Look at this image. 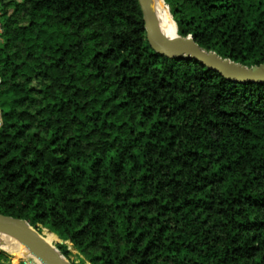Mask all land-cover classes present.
I'll return each mask as SVG.
<instances>
[{
  "label": "trees",
  "instance_id": "16d2710c",
  "mask_svg": "<svg viewBox=\"0 0 264 264\" xmlns=\"http://www.w3.org/2000/svg\"><path fill=\"white\" fill-rule=\"evenodd\" d=\"M165 1L176 34L264 63V0ZM0 8V213L90 264H264V82L160 54L140 0Z\"/></svg>",
  "mask_w": 264,
  "mask_h": 264
},
{
  "label": "water",
  "instance_id": "95a60500",
  "mask_svg": "<svg viewBox=\"0 0 264 264\" xmlns=\"http://www.w3.org/2000/svg\"><path fill=\"white\" fill-rule=\"evenodd\" d=\"M147 38L151 46L167 57H185L197 60L223 77L235 82H264V63L247 66L224 58L216 51L207 50L197 43L192 35L176 39L167 38L161 31L152 0H140ZM177 31V28H176ZM24 219L0 213V233L18 240L43 264H72L57 249L42 238ZM2 249V248H1Z\"/></svg>",
  "mask_w": 264,
  "mask_h": 264
},
{
  "label": "bare ground",
  "instance_id": "6f19581e",
  "mask_svg": "<svg viewBox=\"0 0 264 264\" xmlns=\"http://www.w3.org/2000/svg\"><path fill=\"white\" fill-rule=\"evenodd\" d=\"M153 5L155 8V12L158 16L159 23L161 26V31L163 35L167 38L176 39L177 34L174 31L175 28H173L171 21H170V15L169 11L164 3V0H152ZM33 226V225H32ZM37 232L39 233L38 229L36 228ZM39 235L44 238L48 243H50L54 248H57L47 237L39 233ZM0 248L7 250L10 253H21V256L23 257H29L35 260L37 264H43L41 261L36 259L31 252L22 245L18 240L7 236L3 233H0ZM58 249V248H57ZM18 255V254H16Z\"/></svg>",
  "mask_w": 264,
  "mask_h": 264
},
{
  "label": "rangeland",
  "instance_id": "374dc122",
  "mask_svg": "<svg viewBox=\"0 0 264 264\" xmlns=\"http://www.w3.org/2000/svg\"><path fill=\"white\" fill-rule=\"evenodd\" d=\"M164 3L169 11V15L171 14V8L169 6V4L166 3V1L164 0ZM1 8H0V14H1ZM173 18V17H172ZM41 225V224H40ZM62 248L66 249V254L62 253ZM6 252H8L5 249H2ZM58 250L68 259L69 262H71L72 264H90L89 261L71 244V242H69L68 240H62L59 244H58ZM9 254L15 256V261H23L26 264H30V262H32V258L27 259V257H23L21 256V253H10ZM18 254V255H16ZM34 262H32V264H36L37 262H35V260H33Z\"/></svg>",
  "mask_w": 264,
  "mask_h": 264
},
{
  "label": "built area",
  "instance_id": "2783aa9c",
  "mask_svg": "<svg viewBox=\"0 0 264 264\" xmlns=\"http://www.w3.org/2000/svg\"><path fill=\"white\" fill-rule=\"evenodd\" d=\"M0 34H1V24H0ZM0 39H1V37H0Z\"/></svg>",
  "mask_w": 264,
  "mask_h": 264
}]
</instances>
